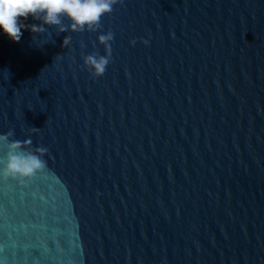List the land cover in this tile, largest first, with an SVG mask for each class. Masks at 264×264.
Returning <instances> with one entry per match:
<instances>
[{"label":"water","instance_id":"obj_1","mask_svg":"<svg viewBox=\"0 0 264 264\" xmlns=\"http://www.w3.org/2000/svg\"><path fill=\"white\" fill-rule=\"evenodd\" d=\"M113 9L0 30V134L48 149L26 184L0 175V264H264V0Z\"/></svg>","mask_w":264,"mask_h":264},{"label":"clouds","instance_id":"obj_2","mask_svg":"<svg viewBox=\"0 0 264 264\" xmlns=\"http://www.w3.org/2000/svg\"><path fill=\"white\" fill-rule=\"evenodd\" d=\"M123 4L124 0H0V30L9 39L19 42L23 36L22 29H29L32 33H44L45 25L56 26L60 32H96L102 28V19L106 14L113 12V6ZM31 17L41 21L40 24H26ZM68 23L65 24L64 20ZM114 39L112 31L99 34L97 40L105 49V54L98 52L83 56V63L93 77L102 76L110 63ZM71 37L65 36L63 47L71 44ZM132 44L136 41L132 40ZM148 44V40H143ZM81 47H84L81 44ZM40 129L31 127L30 133ZM14 130L0 134V144L7 147V158L4 166L0 168V175L4 178L11 177L21 184H26L37 172L47 166L43 158L48 152L44 146L32 147L31 138L18 140L14 137Z\"/></svg>","mask_w":264,"mask_h":264}]
</instances>
